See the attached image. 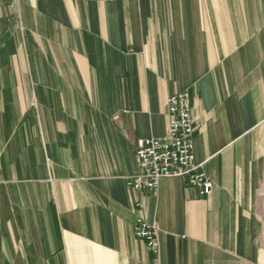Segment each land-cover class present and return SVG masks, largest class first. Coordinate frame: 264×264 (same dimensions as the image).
Wrapping results in <instances>:
<instances>
[{
    "label": "crops",
    "instance_id": "crops-1",
    "mask_svg": "<svg viewBox=\"0 0 264 264\" xmlns=\"http://www.w3.org/2000/svg\"><path fill=\"white\" fill-rule=\"evenodd\" d=\"M187 91L211 195L128 189ZM264 264V0H0V264Z\"/></svg>",
    "mask_w": 264,
    "mask_h": 264
},
{
    "label": "built area",
    "instance_id": "built-area-1",
    "mask_svg": "<svg viewBox=\"0 0 264 264\" xmlns=\"http://www.w3.org/2000/svg\"><path fill=\"white\" fill-rule=\"evenodd\" d=\"M168 125L158 138H148L136 146V163L139 172L127 177L128 189L137 192L155 193L162 178L178 177L184 188H196L203 197L211 195L213 182L195 162L193 143L192 106L190 95L181 91L166 101ZM134 235L142 240L153 255V264L159 263L160 241L156 223L137 217L134 221Z\"/></svg>",
    "mask_w": 264,
    "mask_h": 264
}]
</instances>
